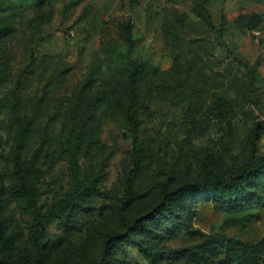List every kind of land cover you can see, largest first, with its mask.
Wrapping results in <instances>:
<instances>
[{"label": "rangeland", "instance_id": "rangeland-1", "mask_svg": "<svg viewBox=\"0 0 264 264\" xmlns=\"http://www.w3.org/2000/svg\"><path fill=\"white\" fill-rule=\"evenodd\" d=\"M72 143L80 199L35 229L18 188L54 210L74 192ZM262 158L264 0H0V264H96L104 236L150 216L162 187ZM263 183L243 209L197 199L192 230L259 241ZM128 235L105 264H151L139 246L153 241ZM200 243L178 230L161 264H198L173 252Z\"/></svg>", "mask_w": 264, "mask_h": 264}, {"label": "trees", "instance_id": "trees-1", "mask_svg": "<svg viewBox=\"0 0 264 264\" xmlns=\"http://www.w3.org/2000/svg\"><path fill=\"white\" fill-rule=\"evenodd\" d=\"M211 30L216 35L219 34L217 30L213 28ZM217 39H220L219 36ZM126 45L128 49H131L133 42L128 40ZM222 45L226 46L225 44ZM130 66L126 73L129 88L133 90L138 81L136 70L138 66L134 62H130ZM255 70L256 64L252 66L251 72L253 73ZM257 137V130L254 129L251 142L257 140ZM77 147L76 143H72L68 152L70 170L74 177V192L66 200L59 203L54 210L47 214L41 213L36 207L33 190L24 185L19 186L18 191L27 200L28 208L32 213L35 229L45 225L51 219L58 218L62 220L66 218L68 207L79 201L80 190L78 179L75 178L77 167L74 157ZM14 173L20 180L23 179L22 166L17 158L14 163ZM263 178L264 158L254 164L251 162L244 164L238 171L229 173L226 178L218 175H206L202 180L181 184L171 190L162 187L160 190L162 198L150 216L138 217L125 222V235L116 232L104 236L103 251L99 262L96 264H105L110 259L117 242L129 238L128 234L131 232H141L153 241L154 246H139L140 250L151 264H161L160 256L164 253L162 241L173 237L180 229H183L188 235L199 237L201 243L196 247L175 250L173 256L176 254L179 259L188 258L198 264H264V237L255 243H245L221 233L200 234L192 230L191 222L192 203L197 199L211 200L216 205H222L230 209H243L253 199L258 198L253 186L262 185L261 180L264 182ZM125 199L130 203L132 198L126 195ZM262 202L264 201L262 200ZM34 244L38 252H41L42 246L37 231L34 232Z\"/></svg>", "mask_w": 264, "mask_h": 264}]
</instances>
